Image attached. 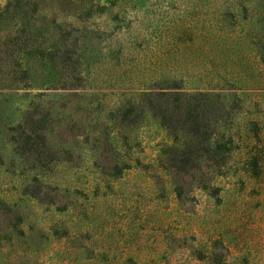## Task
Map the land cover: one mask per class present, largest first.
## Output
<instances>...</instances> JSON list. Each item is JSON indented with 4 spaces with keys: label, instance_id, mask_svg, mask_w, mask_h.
I'll use <instances>...</instances> for the list:
<instances>
[{
    "label": "rangeland",
    "instance_id": "rangeland-1",
    "mask_svg": "<svg viewBox=\"0 0 264 264\" xmlns=\"http://www.w3.org/2000/svg\"><path fill=\"white\" fill-rule=\"evenodd\" d=\"M262 3L39 4L47 51L70 23L89 64L72 90L49 88L71 80L40 65L30 86H0V264H264ZM172 80L219 93L232 116L217 130L234 146L225 166L178 181L165 152L176 141L159 120L145 111L127 126L114 112ZM35 105L53 114L47 136L58 149L36 168L14 141ZM253 152L256 170L245 163Z\"/></svg>",
    "mask_w": 264,
    "mask_h": 264
},
{
    "label": "trees",
    "instance_id": "trees-1",
    "mask_svg": "<svg viewBox=\"0 0 264 264\" xmlns=\"http://www.w3.org/2000/svg\"><path fill=\"white\" fill-rule=\"evenodd\" d=\"M46 1L9 0L0 9V86H4L3 82L25 80V85L30 86L28 79H31V71L36 65L46 67L49 73L54 71L55 75L58 68L62 78L71 80L70 83H56L49 88L72 90L81 86V66L89 63L84 51L78 47L77 39L71 41V34L77 31V27L65 22L64 26L56 28L55 33L63 43L52 41L47 51L44 28L38 23V5ZM262 1L259 14L264 21ZM162 81L167 82L166 79ZM145 111L156 117L176 141L165 149L168 166L174 169L176 181L184 173L196 176V171L204 166L218 169L227 164L234 149L233 139L220 134L217 128L225 126L232 114L219 93L184 90L176 80H172L171 85L142 89L137 97L120 103L114 112L117 119L130 126L138 123ZM52 115L51 111H40L35 105L16 125L14 141L17 149L21 156L33 160L34 168L58 158V149L47 136V130L54 127L50 121ZM253 153L255 156L247 157L245 163L256 170L259 155Z\"/></svg>",
    "mask_w": 264,
    "mask_h": 264
}]
</instances>
